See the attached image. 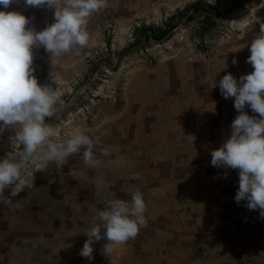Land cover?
<instances>
[{
    "label": "rangeland",
    "instance_id": "1",
    "mask_svg": "<svg viewBox=\"0 0 264 264\" xmlns=\"http://www.w3.org/2000/svg\"><path fill=\"white\" fill-rule=\"evenodd\" d=\"M0 11L20 12L36 31L55 22L54 9L24 0ZM262 24L264 0H108L90 17L91 40L79 57L65 55L54 65L43 47L34 48L38 82L63 92L46 122L62 138L76 130L100 136L102 164L89 168L78 154L59 167L29 165L33 188L15 197L6 188L11 200L0 204V264H177L170 237L209 196L201 192L203 171L208 185L226 180V167L212 166L211 152L230 138L239 112L219 80L254 71L247 58ZM148 28L165 38L157 41ZM244 111L259 118L247 105ZM14 135L10 127L0 133V159L14 151ZM103 149L110 155H100ZM137 173L140 179H132ZM131 188L143 194L147 226L109 256L101 240L93 260L81 257L104 202L129 200Z\"/></svg>",
    "mask_w": 264,
    "mask_h": 264
},
{
    "label": "clouds",
    "instance_id": "2",
    "mask_svg": "<svg viewBox=\"0 0 264 264\" xmlns=\"http://www.w3.org/2000/svg\"><path fill=\"white\" fill-rule=\"evenodd\" d=\"M14 2L18 0H0V5L7 9ZM24 3L54 9L55 22L36 31L26 27L29 18L20 12L0 11V133L9 127L15 130L10 137L14 151L0 159V204H7L10 197L33 188V178L25 174L29 165L38 164L39 170H45L54 162L59 167L78 154L89 168L102 164L95 151L101 144L100 136L76 130L62 138L46 122L62 105L63 92L38 82L33 49L43 47L54 65L65 55L79 57L91 40L90 17L106 9L108 0H24ZM250 53L247 63L254 71L242 75L239 81L231 73L219 80L220 93L225 99L235 98L234 107L239 115L231 124L230 138L211 152V165L238 169L235 201L237 204L247 201L249 210L258 209L264 217V24L251 41ZM232 63L237 61L233 59ZM246 105L259 118L248 115L244 111ZM100 155L107 157L110 153L103 149ZM69 174L76 176L72 170ZM132 179H140L139 174ZM6 188H11L10 197L4 195ZM130 192L129 200L113 198L104 202L103 210L94 218L97 222L85 234L87 240L80 249L81 257L93 260V245L101 240L106 241L103 254L109 256L147 226L143 194L139 188H131Z\"/></svg>",
    "mask_w": 264,
    "mask_h": 264
},
{
    "label": "crops",
    "instance_id": "3",
    "mask_svg": "<svg viewBox=\"0 0 264 264\" xmlns=\"http://www.w3.org/2000/svg\"><path fill=\"white\" fill-rule=\"evenodd\" d=\"M203 172L204 188L201 192L209 196L195 212H187V219H182L170 237L174 241L172 256L177 257V264H264V217L260 216L258 209L249 210L247 201L239 204L235 201L239 187L235 169L225 168L226 180L221 187L218 185L223 180H212L208 185L206 170ZM234 210L239 212V217H233ZM198 213L199 222L195 221ZM251 218L258 223L256 231L245 223ZM206 228L209 232L200 234ZM250 238L255 239L257 244H246ZM197 249L201 251L198 254Z\"/></svg>",
    "mask_w": 264,
    "mask_h": 264
},
{
    "label": "built area",
    "instance_id": "4",
    "mask_svg": "<svg viewBox=\"0 0 264 264\" xmlns=\"http://www.w3.org/2000/svg\"><path fill=\"white\" fill-rule=\"evenodd\" d=\"M232 215H233V217L237 218V217H239V212L237 210H234L232 212ZM245 223L247 225H249L253 231L257 230L258 223H257L256 220L251 218V219L246 220ZM246 244H248V245H256L257 241L255 239H253V238H250V239L247 240ZM231 264H233V263H231ZM236 264H243V262L236 263Z\"/></svg>",
    "mask_w": 264,
    "mask_h": 264
},
{
    "label": "trees",
    "instance_id": "5",
    "mask_svg": "<svg viewBox=\"0 0 264 264\" xmlns=\"http://www.w3.org/2000/svg\"><path fill=\"white\" fill-rule=\"evenodd\" d=\"M148 30H150V32H151V33H150L151 36H156L155 39H156L157 41H160V40L164 39L165 36H166L165 34H159V35H156V34L152 31L151 28L146 29V33L149 32Z\"/></svg>",
    "mask_w": 264,
    "mask_h": 264
}]
</instances>
